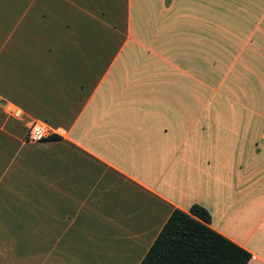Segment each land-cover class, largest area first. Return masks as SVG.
<instances>
[{"label": "crops", "instance_id": "crops-1", "mask_svg": "<svg viewBox=\"0 0 264 264\" xmlns=\"http://www.w3.org/2000/svg\"><path fill=\"white\" fill-rule=\"evenodd\" d=\"M0 99V264H139L193 203L264 264V0H0Z\"/></svg>", "mask_w": 264, "mask_h": 264}, {"label": "trees", "instance_id": "trees-1", "mask_svg": "<svg viewBox=\"0 0 264 264\" xmlns=\"http://www.w3.org/2000/svg\"><path fill=\"white\" fill-rule=\"evenodd\" d=\"M209 221V211L198 203L188 211L173 209L139 264H246L251 253Z\"/></svg>", "mask_w": 264, "mask_h": 264}, {"label": "built area", "instance_id": "built-area-1", "mask_svg": "<svg viewBox=\"0 0 264 264\" xmlns=\"http://www.w3.org/2000/svg\"><path fill=\"white\" fill-rule=\"evenodd\" d=\"M0 105L3 106V108L8 114L14 117H20L22 114V110L19 107H16L15 105L9 102H5L2 99H0ZM50 134V129L46 124L41 121L35 120L29 125L25 139L29 141H36L46 138Z\"/></svg>", "mask_w": 264, "mask_h": 264}]
</instances>
